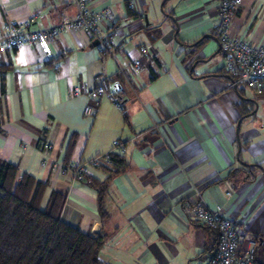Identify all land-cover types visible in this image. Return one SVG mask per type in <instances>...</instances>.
I'll use <instances>...</instances> for the list:
<instances>
[{
	"label": "crops",
	"instance_id": "obj_1",
	"mask_svg": "<svg viewBox=\"0 0 264 264\" xmlns=\"http://www.w3.org/2000/svg\"><path fill=\"white\" fill-rule=\"evenodd\" d=\"M90 4L113 13L104 53L85 31L67 29L51 53L21 46L0 56L8 66L0 73V160L48 182L42 208L53 190L64 193L61 218L104 235L103 264H206L217 234L186 213L197 191L243 226L242 246L253 238L264 264V169L247 172L264 168V94L232 85L211 29L218 0ZM33 16L32 28H45L74 8L71 0H0V34ZM230 32L264 46V0H242ZM140 47L147 64L135 73ZM110 152L124 160L118 172L89 167L84 181L74 179V162ZM87 176L107 182L104 214Z\"/></svg>",
	"mask_w": 264,
	"mask_h": 264
},
{
	"label": "built area",
	"instance_id": "obj_2",
	"mask_svg": "<svg viewBox=\"0 0 264 264\" xmlns=\"http://www.w3.org/2000/svg\"><path fill=\"white\" fill-rule=\"evenodd\" d=\"M71 4L74 16H63L58 24L50 27L32 28L34 16L12 25L0 34V56L21 46H40L46 53H51V44L67 29L83 30L91 39H98L97 47L100 51L108 49L112 35L104 29L103 24L113 21L111 9L108 6L94 8L90 0H71ZM241 4L242 0H218L217 18L211 29L223 53L224 66L233 76L232 85L245 86L260 92L264 85V46L252 44L244 37L235 36L230 32L231 19ZM146 64L147 49L140 47L139 53L131 60L133 72H139ZM101 92H104L103 88L93 90L90 94L94 96ZM109 97L116 100L115 95ZM85 112L90 113L91 108L86 107ZM114 150L122 152L123 146L117 142ZM110 153L97 155L87 162H74V179L83 181L89 167H112ZM186 213L192 220L213 229L217 234L216 248L206 255V264H259L255 259L256 241L249 238L243 247V226L220 211L210 209L200 191H197L195 200L186 206Z\"/></svg>",
	"mask_w": 264,
	"mask_h": 264
},
{
	"label": "trees",
	"instance_id": "obj_3",
	"mask_svg": "<svg viewBox=\"0 0 264 264\" xmlns=\"http://www.w3.org/2000/svg\"><path fill=\"white\" fill-rule=\"evenodd\" d=\"M106 50H101V53ZM7 69L8 66L0 65L1 74ZM118 75L114 83L119 89L121 75ZM1 91L4 92V87ZM259 93L264 94V85ZM110 159L111 168L118 172L124 165L121 155L111 152ZM257 167L264 169L250 164L247 172L253 174ZM234 174L229 172L231 177ZM86 179L97 190L99 211L104 214L107 182H99L89 176ZM47 186L46 180H37L27 173L19 175L16 165L0 160V264H103L99 251L104 235L85 233L64 221L60 215L65 195L59 190L50 193L46 206L42 208Z\"/></svg>",
	"mask_w": 264,
	"mask_h": 264
},
{
	"label": "water",
	"instance_id": "obj_4",
	"mask_svg": "<svg viewBox=\"0 0 264 264\" xmlns=\"http://www.w3.org/2000/svg\"><path fill=\"white\" fill-rule=\"evenodd\" d=\"M161 6H162V4H161ZM92 44L94 46H96L98 44V39H94L93 42H92ZM238 128H239V121H238L237 127H236V135H237V141H238V148H240L239 137H238Z\"/></svg>",
	"mask_w": 264,
	"mask_h": 264
},
{
	"label": "rangeland",
	"instance_id": "obj_5",
	"mask_svg": "<svg viewBox=\"0 0 264 264\" xmlns=\"http://www.w3.org/2000/svg\"><path fill=\"white\" fill-rule=\"evenodd\" d=\"M160 7V6H159ZM160 10L162 11V8H160Z\"/></svg>",
	"mask_w": 264,
	"mask_h": 264
}]
</instances>
